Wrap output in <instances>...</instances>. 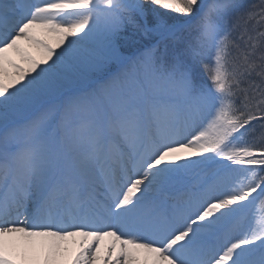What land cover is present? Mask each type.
Wrapping results in <instances>:
<instances>
[{"label": "snow or ice", "instance_id": "obj_1", "mask_svg": "<svg viewBox=\"0 0 264 264\" xmlns=\"http://www.w3.org/2000/svg\"><path fill=\"white\" fill-rule=\"evenodd\" d=\"M0 264H264V0H0Z\"/></svg>", "mask_w": 264, "mask_h": 264}, {"label": "bare ground", "instance_id": "obj_2", "mask_svg": "<svg viewBox=\"0 0 264 264\" xmlns=\"http://www.w3.org/2000/svg\"><path fill=\"white\" fill-rule=\"evenodd\" d=\"M42 35H44V38L47 39L48 42H49L50 44H52L53 46L56 45V38H55L54 36H50V35H47V34H42ZM22 46H23L28 52H30V53H31L36 59L39 60V59H42V58H43V53H42L40 50L36 49L34 46L28 44L27 42H22ZM12 57H13V59H15L17 62H21L20 59H19V57L16 56L15 54H12ZM22 66L27 67L26 64H22ZM107 243H108V239L106 238V239L104 240L103 244H102V247H103L104 245H106Z\"/></svg>", "mask_w": 264, "mask_h": 264}, {"label": "rangeland", "instance_id": "obj_3", "mask_svg": "<svg viewBox=\"0 0 264 264\" xmlns=\"http://www.w3.org/2000/svg\"><path fill=\"white\" fill-rule=\"evenodd\" d=\"M261 207V205H260V203L259 202H257V209L259 210V208ZM259 211L257 212V215L259 216Z\"/></svg>", "mask_w": 264, "mask_h": 264}]
</instances>
